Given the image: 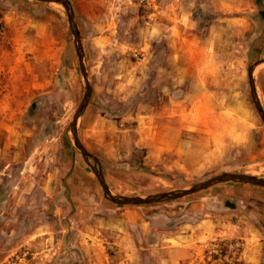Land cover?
I'll list each match as a JSON object with an SVG mask.
<instances>
[{
    "label": "rangeland",
    "instance_id": "rangeland-1",
    "mask_svg": "<svg viewBox=\"0 0 264 264\" xmlns=\"http://www.w3.org/2000/svg\"><path fill=\"white\" fill-rule=\"evenodd\" d=\"M0 0V264H264V189L224 183L118 206L224 173L264 179L249 69L264 0ZM264 107V66L256 73ZM236 205L235 209L227 203ZM125 229V231H122Z\"/></svg>",
    "mask_w": 264,
    "mask_h": 264
},
{
    "label": "water",
    "instance_id": "water-1",
    "mask_svg": "<svg viewBox=\"0 0 264 264\" xmlns=\"http://www.w3.org/2000/svg\"><path fill=\"white\" fill-rule=\"evenodd\" d=\"M34 1H39L42 3H48V4L50 3L59 4V5H62L67 12L71 32L74 37V41L76 45V51H77L79 61H80L81 71H82L83 77L87 85L84 99L81 102L78 110L76 111L73 122L70 125V131L73 134L74 144L81 151L85 161L89 164L90 159H93L96 161V163H98V159L86 149V147L81 142L79 134H78L79 121L84 115L91 101V98L93 95V87L90 82L88 69L85 64L84 48H83L82 39H81L80 31L78 29V25L76 22L72 4L69 0H34ZM262 66H264V57L256 61L249 69V85L251 89V96L256 106L257 112L264 124V107L261 103V100H260V97L257 91V86H256V73ZM91 167L105 193V197L110 202L118 206H138L140 207V206L154 205V204L166 203L170 201H176V200L200 193L202 191L208 190L217 185L224 184V183H230V182L252 185V186H256V187H260L264 189V179L263 178L257 177L255 175L244 174V173H224L221 175H217L202 183L196 184L189 189L171 191V192H166V193H159V194L149 195V196L127 197V196L115 195L111 191L110 187L108 186L102 169L97 166H91ZM227 206L231 207L232 209L236 208V205L231 204L230 202L227 203Z\"/></svg>",
    "mask_w": 264,
    "mask_h": 264
},
{
    "label": "built area",
    "instance_id": "built-area-1",
    "mask_svg": "<svg viewBox=\"0 0 264 264\" xmlns=\"http://www.w3.org/2000/svg\"><path fill=\"white\" fill-rule=\"evenodd\" d=\"M141 1V3H146V2H148L147 0H140Z\"/></svg>",
    "mask_w": 264,
    "mask_h": 264
},
{
    "label": "crops",
    "instance_id": "crops-1",
    "mask_svg": "<svg viewBox=\"0 0 264 264\" xmlns=\"http://www.w3.org/2000/svg\"><path fill=\"white\" fill-rule=\"evenodd\" d=\"M122 231H125V229H122Z\"/></svg>",
    "mask_w": 264,
    "mask_h": 264
}]
</instances>
